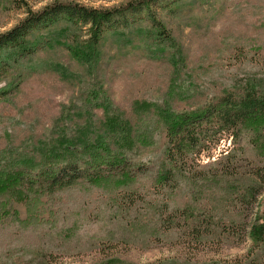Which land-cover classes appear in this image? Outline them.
I'll return each instance as SVG.
<instances>
[{
  "label": "rangeland",
  "instance_id": "374dc122",
  "mask_svg": "<svg viewBox=\"0 0 264 264\" xmlns=\"http://www.w3.org/2000/svg\"><path fill=\"white\" fill-rule=\"evenodd\" d=\"M25 1L30 11L38 12L53 1L110 8L126 0ZM179 4L175 14L153 7L186 58L177 70L164 59L149 57L135 37L132 45L105 40L95 72L82 67L85 60L79 64V56L58 47L29 58L40 70L25 78L9 102L0 104V164L25 156L33 142L48 138L52 130H66L59 125L63 118L72 129L67 109L81 106L85 99L79 100V92L93 84L126 116L134 100L166 101L174 108L190 109L245 78H257L264 85V0ZM27 8L14 10L0 0V34L18 25L28 15ZM77 36L85 38L84 33ZM51 62L64 64L79 81L69 86L47 66ZM4 83L0 81V86ZM170 85L188 92L168 96ZM132 139L129 160L146 168L130 185L81 183L50 195L32 194L34 199L27 202L14 200L12 211L0 213V264H233L245 259L251 242L244 227L264 204V191L252 206L236 193V178L240 184L250 182L251 174L264 167V152L254 147L249 134L243 132L240 148L234 147L228 133L209 141L184 167L191 181L183 179L171 187L158 186L154 180L163 157L162 127L143 121ZM221 173L229 182L219 181ZM173 208L186 209L193 217L184 221L178 214V225L166 229Z\"/></svg>",
  "mask_w": 264,
  "mask_h": 264
},
{
  "label": "trees",
  "instance_id": "16d2710c",
  "mask_svg": "<svg viewBox=\"0 0 264 264\" xmlns=\"http://www.w3.org/2000/svg\"><path fill=\"white\" fill-rule=\"evenodd\" d=\"M4 1L14 10L28 7L25 0ZM180 1L126 0L110 8L53 1L38 12L27 8L28 15L18 25L0 34V81L6 80L0 86V104L9 102L25 78L40 70L29 58L56 47L79 56L74 59L79 64L85 60L87 64L82 67L88 66L89 71L95 72L101 63L100 47L105 40L132 45L130 39L135 37V41L141 40L149 57L164 59L177 70L178 66L185 65L186 58L180 55L178 41L171 29L157 18L153 7L157 5L175 14ZM78 32L84 33V40L77 36ZM47 66L57 71L56 77L68 80L69 86L80 79L62 63L51 62ZM96 87L93 84L79 92V100L85 99L81 106L68 107L67 117L72 129H67L63 118L59 125L66 130L63 127L52 130L48 138L33 142L25 156L0 164L1 215L13 210L14 200H33L32 194L50 195L73 185L102 181H115L117 186L123 187L130 185L137 174L144 171L143 167L146 168L132 164L128 155L134 147V133L139 124L147 120L163 130V157L154 170L155 183L161 187L177 185L183 179L191 181L184 167L193 163L209 141L224 133L230 135L234 147L240 148L239 139L247 132L254 147L264 152V85L257 78H245L190 109L174 108L166 101L134 100L128 109L130 115L136 117L134 120L126 116L125 111L113 107L102 88ZM174 92L188 91H177L170 85L167 95ZM75 116L81 117V121L75 122ZM226 158L229 160L230 154ZM221 175L219 178L226 177ZM251 176L253 180L244 184L235 179L236 193L250 206L256 205L257 197L264 191V167L256 169ZM219 181L229 182L224 178ZM168 213L166 229L178 225V214L183 215L184 221L193 217L186 209L173 208ZM246 226L243 231L251 242L249 255L233 264H264V204Z\"/></svg>",
  "mask_w": 264,
  "mask_h": 264
}]
</instances>
